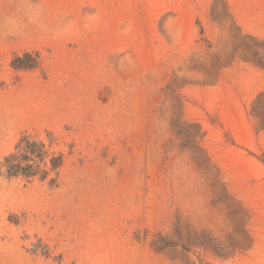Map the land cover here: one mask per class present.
I'll list each match as a JSON object with an SVG mask.
<instances>
[{"label": "rangeland", "instance_id": "obj_1", "mask_svg": "<svg viewBox=\"0 0 264 264\" xmlns=\"http://www.w3.org/2000/svg\"><path fill=\"white\" fill-rule=\"evenodd\" d=\"M0 169V264H264V0H0Z\"/></svg>", "mask_w": 264, "mask_h": 264}, {"label": "trees", "instance_id": "obj_2", "mask_svg": "<svg viewBox=\"0 0 264 264\" xmlns=\"http://www.w3.org/2000/svg\"><path fill=\"white\" fill-rule=\"evenodd\" d=\"M28 57H30V54L25 55V58ZM22 59V57H17L16 60L21 61ZM44 147L41 141L21 139L16 145L15 151L3 159L2 165L6 168L7 175L9 177L24 176L32 178L39 176L41 179L46 178L49 170L43 169L41 165L47 156ZM51 160L53 168L59 166V163L57 164L58 157H53Z\"/></svg>", "mask_w": 264, "mask_h": 264}]
</instances>
